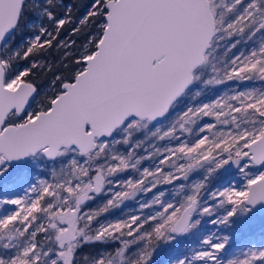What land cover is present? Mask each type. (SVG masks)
Wrapping results in <instances>:
<instances>
[{"label":"snow or ice","instance_id":"6c2138e0","mask_svg":"<svg viewBox=\"0 0 264 264\" xmlns=\"http://www.w3.org/2000/svg\"><path fill=\"white\" fill-rule=\"evenodd\" d=\"M78 11L0 0V264H264V0Z\"/></svg>","mask_w":264,"mask_h":264},{"label":"rangeland","instance_id":"374dc122","mask_svg":"<svg viewBox=\"0 0 264 264\" xmlns=\"http://www.w3.org/2000/svg\"><path fill=\"white\" fill-rule=\"evenodd\" d=\"M88 6H86L85 9L79 13V15H82L87 10ZM20 40L17 41V43H19ZM46 86L47 85L43 87H46ZM25 175L27 177V181L21 182L12 190L15 194L23 195L24 191L28 188L29 182H35L36 180L41 179V178H50V169L44 168L42 171H40L39 166L35 164H30L25 169ZM234 177L235 179L232 180L233 183H236L238 181L243 182L242 177L239 176L238 173H234ZM229 179H232V177H228L222 180L221 183H227ZM167 187L170 191L174 190L172 186H167ZM7 207L11 209L13 206H7ZM91 207L95 208L96 204H92ZM132 207L133 205L129 204L128 207L124 209V211L126 212L130 210ZM120 215H121L120 212H114L111 214L110 218H115ZM235 227H237V230L240 233V235L237 238V244L234 247L244 248L246 246H251V245L259 246L261 244H264V214L257 213L256 217L252 221L247 223L246 225H243V226L237 225ZM84 251L87 252L89 251V249L86 248L84 249Z\"/></svg>","mask_w":264,"mask_h":264},{"label":"trees","instance_id":"16d2710c","mask_svg":"<svg viewBox=\"0 0 264 264\" xmlns=\"http://www.w3.org/2000/svg\"><path fill=\"white\" fill-rule=\"evenodd\" d=\"M75 4L78 6L79 11L76 13V15H79L80 12H82L86 6H88L91 3V0H74ZM28 33H25L24 35L26 36ZM22 37H17V41H19ZM59 53L53 51L47 59L50 61H55L59 57ZM36 79L39 83L40 86H45L47 85V81L51 79V73L45 74L44 72H40L36 76L33 77Z\"/></svg>","mask_w":264,"mask_h":264},{"label":"built area","instance_id":"2783aa9c","mask_svg":"<svg viewBox=\"0 0 264 264\" xmlns=\"http://www.w3.org/2000/svg\"><path fill=\"white\" fill-rule=\"evenodd\" d=\"M39 168H40V171H42L44 168L47 169V168H49V167H46V166H44V165H40Z\"/></svg>","mask_w":264,"mask_h":264},{"label":"flooded vegetation","instance_id":"af4514ba","mask_svg":"<svg viewBox=\"0 0 264 264\" xmlns=\"http://www.w3.org/2000/svg\"><path fill=\"white\" fill-rule=\"evenodd\" d=\"M256 86H258V84Z\"/></svg>","mask_w":264,"mask_h":264},{"label":"water","instance_id":"95a60500","mask_svg":"<svg viewBox=\"0 0 264 264\" xmlns=\"http://www.w3.org/2000/svg\"><path fill=\"white\" fill-rule=\"evenodd\" d=\"M261 214V213H260Z\"/></svg>","mask_w":264,"mask_h":264}]
</instances>
